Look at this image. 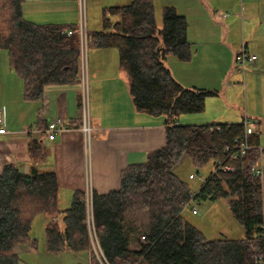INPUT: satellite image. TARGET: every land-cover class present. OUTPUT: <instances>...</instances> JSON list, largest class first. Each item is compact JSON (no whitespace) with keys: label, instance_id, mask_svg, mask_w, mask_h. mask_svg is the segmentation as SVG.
I'll use <instances>...</instances> for the list:
<instances>
[{"label":"trees","instance_id":"1","mask_svg":"<svg viewBox=\"0 0 264 264\" xmlns=\"http://www.w3.org/2000/svg\"><path fill=\"white\" fill-rule=\"evenodd\" d=\"M111 16L119 19L112 23ZM101 26L88 31V47L117 48L135 108L165 116V143L145 161L123 168L119 188L103 194L92 190L90 204L84 191H75L65 209L58 206L55 172L32 166L22 173L16 165L5 164L0 172V264H24L14 245L31 239L37 215L46 217V251L88 254L89 212L110 264H258L264 245L262 184L252 170L263 152L258 138L250 135L252 147L244 156L233 157L225 147L243 134V124L177 123L181 114L202 112L205 98L212 94L184 88L164 64L168 55L191 59L185 17L166 6L158 27L152 0H131L107 8ZM76 28L31 22L23 15L22 0H0V50L7 52L9 68L23 82L24 99L37 101L49 86L78 81L79 38L66 33ZM28 149L33 160L45 157L37 139L30 140ZM184 157L197 173L212 165L194 200L227 198L232 216L243 227L242 238L207 239L184 218L193 191L175 173ZM219 163L234 169H219ZM91 264L99 263L92 258Z\"/></svg>","mask_w":264,"mask_h":264},{"label":"crops","instance_id":"2","mask_svg":"<svg viewBox=\"0 0 264 264\" xmlns=\"http://www.w3.org/2000/svg\"><path fill=\"white\" fill-rule=\"evenodd\" d=\"M130 1L88 0L91 19L88 31L102 29L101 16L107 8ZM152 2L156 23L162 22L166 6L174 7L187 21L191 59L180 61L168 55L164 64L184 88L212 92L200 112L202 123L196 124L253 121L252 134L258 138L259 151L263 150L258 166L262 171L264 210V0ZM77 10V0H22L24 17L38 24L75 26ZM110 19L114 23L119 17ZM157 25L161 27L160 22ZM241 48L256 54L255 62L244 70L234 63V55ZM87 71L86 94L92 126L89 140L80 129V83L49 86L40 100H26L22 80L9 68L7 52L0 50V111L7 131L0 134V172L9 163L22 173H28L32 166L40 172H55L60 209L70 205L75 191L86 190L87 175L92 190L100 194L117 189L123 168L145 161L149 152L165 143V116L135 108L129 93V77L119 65L116 48H89ZM56 117H61L68 129L50 139L45 132L46 124ZM181 121L178 117L177 123L182 124ZM32 139L40 141L45 151L42 160L30 156L28 145ZM32 239L16 243L14 252L23 258H27L28 251L40 255ZM65 252L71 251L62 253ZM71 253L80 264L87 260L82 253ZM50 260L47 258L45 263Z\"/></svg>","mask_w":264,"mask_h":264},{"label":"rangeland","instance_id":"3","mask_svg":"<svg viewBox=\"0 0 264 264\" xmlns=\"http://www.w3.org/2000/svg\"><path fill=\"white\" fill-rule=\"evenodd\" d=\"M103 14L101 16L102 20ZM90 19V11L88 9V0L86 7V26L88 28ZM102 22V21H101ZM161 23L158 21L157 23ZM115 48V47H114ZM117 49V48H116ZM89 47L87 45L85 51V62H86V84H87V57H88ZM118 51V50H117ZM197 114V115H194ZM179 119L182 120V124H196L202 123V115L200 113L193 114H181ZM197 119V120H194ZM184 120V121H183ZM201 121V122H198ZM212 169V165L209 164L205 169H202L199 173H197L190 161L188 159H184L179 168H175V173H177L182 179L189 182L193 191H197L199 185L202 183L203 179L206 178L209 170ZM195 174V178L189 179V173ZM90 185L87 183V188ZM85 192V191H84ZM86 194V192H85ZM86 198V196H85ZM193 206L196 208L197 212L192 213L190 208L183 209L184 218L190 222L193 226H195L207 239H218V238H232V239H240L244 234V230L242 225L236 221V219L232 216L228 208V199L225 197L218 198L215 201H211L209 199H195L192 202ZM45 225H46V217L44 215H37L31 223L30 236L31 239H34V244L38 249V252L41 254H36L34 252H26L25 255L27 258H23L19 256L21 262L24 264H80V260L77 261L74 255L70 252L58 254H52L45 249ZM242 232V235L238 234ZM32 239V240H33ZM91 250V242L90 248ZM64 252V251H63ZM91 252V251H90ZM88 252L82 253L83 256H87V260L82 262L81 264H91L92 255ZM51 258L48 263H45L47 258ZM25 261V262H24Z\"/></svg>","mask_w":264,"mask_h":264},{"label":"built area","instance_id":"4","mask_svg":"<svg viewBox=\"0 0 264 264\" xmlns=\"http://www.w3.org/2000/svg\"><path fill=\"white\" fill-rule=\"evenodd\" d=\"M86 7H87V0H77V11H78V20H77V28L75 30H66V33L68 35H71L73 33H76L79 38V58H78V67L79 72L77 75V80L80 83L82 87V95L79 103V113H80V129L82 133L84 134L86 140H89L92 132V126H91V120L88 110V104H87V94H86V62H85V51L88 45V39H87V33L88 28L86 26ZM256 60V54L254 52L249 51L246 48H241L239 51H237L234 55V63L235 65L244 70L246 67L250 66L252 63H254ZM244 127V132L241 136L235 138L233 140V144L229 147H225V151H227L228 155L230 156H244L249 150L252 145L249 143L248 137L253 133V121L250 119H244L242 122ZM68 125L63 121L61 117H56L53 119H50L48 123L46 124L45 132L47 134V137L50 139L54 137L58 132L62 130H67ZM6 127H5V121L2 115V112L0 111V134H6ZM217 168L225 170V171H233V167L231 165H224L223 163H219ZM252 170L255 175L261 176L262 171L259 168V166L252 167ZM195 174L190 173L188 175L189 179L195 178ZM206 181V178L203 179L202 183ZM87 183L90 185L89 188H87ZM200 184V186H201ZM86 201L88 204H90L91 201V194H92V188L90 184V178L87 175L86 178ZM197 191H191L189 193V202L186 205V208H190L192 213H196L197 210L193 206L192 202L194 201L195 195ZM185 209V208H184ZM87 225H88V232H89V238L91 242V255L93 258H95L99 264H110L106 257L104 256L102 249L99 245L96 233L93 228V220L91 212L88 213L87 218ZM262 234L264 235V223L261 225ZM257 262L258 264H263L264 262V245H263V253L259 254L257 256Z\"/></svg>","mask_w":264,"mask_h":264},{"label":"bare ground","instance_id":"5","mask_svg":"<svg viewBox=\"0 0 264 264\" xmlns=\"http://www.w3.org/2000/svg\"><path fill=\"white\" fill-rule=\"evenodd\" d=\"M94 228V227H93Z\"/></svg>","mask_w":264,"mask_h":264}]
</instances>
